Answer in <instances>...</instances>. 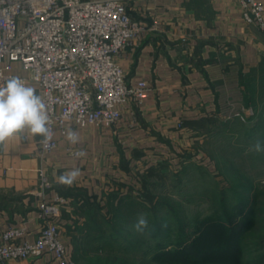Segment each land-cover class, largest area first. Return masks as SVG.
Masks as SVG:
<instances>
[{"label": "crops", "instance_id": "crops-1", "mask_svg": "<svg viewBox=\"0 0 264 264\" xmlns=\"http://www.w3.org/2000/svg\"><path fill=\"white\" fill-rule=\"evenodd\" d=\"M258 1L264 5V0ZM127 10L145 32L124 50L119 62L132 85L140 81L152 85L148 96L131 106L132 113L127 111L116 126L74 130L79 137L75 145L85 149L83 158L70 155V142L58 131L54 135L58 148L47 155L39 156L41 137H33L27 130L0 146V231L25 228L28 235L24 239H36L42 226L38 205L43 171L47 201L66 199L60 230L73 261L75 247L65 232L77 220L71 205L85 201L106 205L103 194L109 196L126 187L124 179L116 180L121 185H111V179L118 176L112 175L111 159L118 158L127 169L150 153L148 146L159 147L160 152L169 148L171 158L178 146L190 149L200 141L209 118L220 116L224 120V107L239 99L241 91L246 97L249 87L242 81L264 66V34L243 21L238 0H127ZM8 73L24 78L41 97L38 85L20 63L12 64ZM235 104H230L231 109ZM191 130L195 137L185 136ZM111 139L120 144L119 154L112 155ZM106 166L108 172L103 171ZM72 170H79L75 180L61 182L60 177ZM116 170L126 171L118 166ZM51 259L46 256L43 260L0 264H42Z\"/></svg>", "mask_w": 264, "mask_h": 264}, {"label": "rangeland", "instance_id": "rangeland-1", "mask_svg": "<svg viewBox=\"0 0 264 264\" xmlns=\"http://www.w3.org/2000/svg\"><path fill=\"white\" fill-rule=\"evenodd\" d=\"M245 80L246 97L241 91L234 109L230 105L234 102H225L224 120L209 118L199 136L201 143L193 144L189 153L178 146L171 158L169 148L160 152L159 147L148 146L150 153L127 169L118 158L111 159L112 175H118L111 185L124 179L126 187L117 192V203L105 193L106 205L86 204L83 213H89L73 212L77 220L65 232L75 247L77 264H160L155 257L193 264L189 249L200 223L214 219L236 227L245 218L252 226L241 238L245 249L241 264H264V66ZM184 134L195 137L192 130ZM257 139L259 152L254 150ZM110 144L112 155L119 154L118 141L111 139ZM117 166L126 171L118 173ZM104 170L108 172L107 166ZM97 212L100 217L94 218ZM141 215L146 225H138Z\"/></svg>", "mask_w": 264, "mask_h": 264}, {"label": "built area", "instance_id": "built-area-1", "mask_svg": "<svg viewBox=\"0 0 264 264\" xmlns=\"http://www.w3.org/2000/svg\"><path fill=\"white\" fill-rule=\"evenodd\" d=\"M238 3L243 21L264 33V5L258 0ZM144 32L145 27L131 18L127 0H0V86L12 77L8 70L14 63L38 85L51 133V140L40 144L39 156L58 148L57 131L67 136L77 129L116 126L127 111L132 113L131 106L148 96L152 85H132L119 62ZM77 151L82 148L70 143V155L82 158ZM40 174L41 230L33 242L24 239L25 228L0 231V262L51 256L42 264H77L69 258L60 230L66 199L47 201L48 185L44 172Z\"/></svg>", "mask_w": 264, "mask_h": 264}, {"label": "clouds", "instance_id": "clouds-1", "mask_svg": "<svg viewBox=\"0 0 264 264\" xmlns=\"http://www.w3.org/2000/svg\"><path fill=\"white\" fill-rule=\"evenodd\" d=\"M50 118L45 103L36 90L18 76L8 78L0 86V146H6L7 142L18 134L27 130L33 137H41V143L47 144L51 140L49 130ZM67 139L76 144L78 135L69 131ZM254 150L261 151V142L255 141ZM77 156H84L83 151H77ZM79 175V170H72L60 177L63 183L71 184ZM144 215L138 219V225H146Z\"/></svg>", "mask_w": 264, "mask_h": 264}, {"label": "trees", "instance_id": "trees-1", "mask_svg": "<svg viewBox=\"0 0 264 264\" xmlns=\"http://www.w3.org/2000/svg\"><path fill=\"white\" fill-rule=\"evenodd\" d=\"M114 202H119L118 193L112 194ZM85 204V205H84ZM86 204H90L85 201L82 207L78 205L74 206L75 214H87ZM99 205V204H98ZM81 206V205H80ZM86 206V207H85ZM104 206H100L102 208ZM90 209V207H89ZM101 210V209H100ZM226 216H228L226 214ZM93 217H100L97 213H93ZM78 222V221H77ZM252 221L250 218H245L240 225L236 227H227L223 223L216 222L214 219L204 221L199 224L196 229V237L192 241V245L189 250V259L193 264H208V263H220V264H241V255L245 252L242 236L245 231L251 228ZM154 260L160 264H171V261L163 257H155Z\"/></svg>", "mask_w": 264, "mask_h": 264}]
</instances>
